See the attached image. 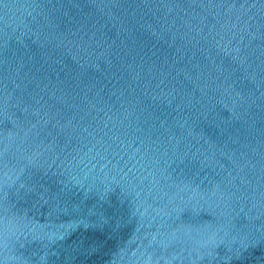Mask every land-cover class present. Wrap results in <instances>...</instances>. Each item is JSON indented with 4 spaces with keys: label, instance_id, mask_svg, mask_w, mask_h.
<instances>
[{
    "label": "water",
    "instance_id": "95a60500",
    "mask_svg": "<svg viewBox=\"0 0 264 264\" xmlns=\"http://www.w3.org/2000/svg\"><path fill=\"white\" fill-rule=\"evenodd\" d=\"M0 264H264V0H0Z\"/></svg>",
    "mask_w": 264,
    "mask_h": 264
}]
</instances>
